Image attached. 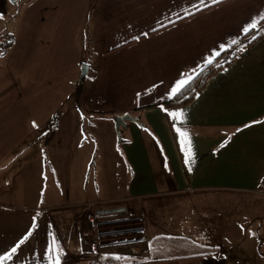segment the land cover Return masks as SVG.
Returning <instances> with one entry per match:
<instances>
[{
	"label": "crops",
	"instance_id": "crops-1",
	"mask_svg": "<svg viewBox=\"0 0 264 264\" xmlns=\"http://www.w3.org/2000/svg\"><path fill=\"white\" fill-rule=\"evenodd\" d=\"M101 9L110 11L106 0L95 8L94 17L100 19L102 26L93 24V31L99 35L89 41L98 59L89 78L92 104L88 111L104 112L103 116L95 114L102 118L124 113L137 118L119 128L125 131L123 138L120 131L118 143L130 178L125 193L118 197L122 203L117 200V205L133 210L143 207L145 211L148 242L141 251L143 263L173 264L181 258L196 256L158 247V242L175 241V236L187 232L194 217L206 226L205 235L209 236L205 246L211 247V253L202 259L208 264H226L229 255L224 247L218 245L214 250L215 232L219 230L214 216L206 222L197 216L196 201L185 197L213 191L257 192L264 176V35L228 67L211 76L186 106L164 110L161 102L170 96L177 81L191 78L207 60H212L263 17L264 0H115L118 13L113 20L114 15L101 16ZM184 46L188 48L185 54L175 51ZM84 80L80 75V81ZM150 103L154 105L145 107ZM178 112L183 117L176 120L171 114ZM189 149L191 157L186 162ZM96 188L97 202L88 197L78 204L71 202L65 189V199L60 197L64 202L57 201L62 192L54 193L47 202L35 206L43 208V212L37 209L31 219H0V256L8 254L24 238L23 232L32 221L34 227H47L40 229L34 239L49 235L51 242L57 230L58 212L64 209L71 214L74 236L84 237L90 249L81 248V243L79 249L68 250L61 244L50 254L46 243L44 250L36 248L46 258L37 255L27 262L25 255L14 253L2 264H48L56 259L57 250L61 264H117L115 254L108 250L95 253L88 243L90 203L95 202L98 207L100 201L115 198L99 196V184ZM200 203L201 208L206 206ZM80 206L87 209L82 212ZM59 231L57 238L63 240L66 233ZM200 237L201 234L193 239ZM25 242L19 248L28 245L29 241ZM149 244L152 245L147 248ZM177 263L181 264V260Z\"/></svg>",
	"mask_w": 264,
	"mask_h": 264
},
{
	"label": "rangeland",
	"instance_id": "rangeland-1",
	"mask_svg": "<svg viewBox=\"0 0 264 264\" xmlns=\"http://www.w3.org/2000/svg\"><path fill=\"white\" fill-rule=\"evenodd\" d=\"M106 1L110 11L105 10L109 7L101 9V16L108 13L114 15L113 20L118 13L115 0ZM99 7L101 0H0V219H31L36 216L32 213L38 209L35 206L47 202L54 193L62 192L57 201L64 202L60 197L65 199V189L70 193V201L76 204L85 197L96 201L99 184V196L107 199L115 195V198L100 201L98 207L116 205L133 212L142 211L146 222L143 207L133 210L117 205V200L122 203L118 197L125 193L130 178V169L118 143L120 131L122 138L125 131L121 128L116 134L115 116L102 118L88 111V105L92 104L89 78L98 59L89 41L99 35L93 31V24L102 26L100 19L94 17L95 8ZM175 51L185 54L188 48ZM85 66L89 68L83 76L86 80L81 82ZM85 118L86 126H83ZM107 124L110 127L106 131ZM256 190L191 193L185 197L196 201L197 216L206 222L214 216L219 229L215 232L214 250L218 245L224 247L229 255L226 264H264V217L261 216L264 189ZM200 202L206 206L201 208ZM8 205L27 208L16 210L6 208ZM80 209L83 212L87 208L80 206ZM38 210L43 212V208ZM57 217V230L51 239L52 243L55 240L56 248L63 244L68 250L79 249L82 243L81 248L90 249L84 237L74 236L76 230L70 226L73 220L68 209L59 211ZM33 223L23 232L24 237L31 232L26 240L28 245L16 252L25 255L27 262L37 255L46 258L36 248L44 250L46 243L51 245L49 235L34 239L40 229L47 227H34ZM205 228L193 217L187 232L175 236V241L158 242V247L166 246L183 254L196 253L179 259L181 264H208L202 259L211 253V247L205 246L209 239ZM59 230L66 233L63 240L57 238ZM89 233L90 230L88 236ZM199 234L200 240H194ZM2 239L0 233V244ZM108 252L115 254L117 264H147L143 263L141 253L134 254L125 247ZM179 260L172 263L180 264ZM48 264H56V259Z\"/></svg>",
	"mask_w": 264,
	"mask_h": 264
},
{
	"label": "built area",
	"instance_id": "built-area-1",
	"mask_svg": "<svg viewBox=\"0 0 264 264\" xmlns=\"http://www.w3.org/2000/svg\"><path fill=\"white\" fill-rule=\"evenodd\" d=\"M90 246L99 253L116 248H128L141 253L147 244V227L142 211H131L124 206L96 207L91 202Z\"/></svg>",
	"mask_w": 264,
	"mask_h": 264
},
{
	"label": "trees",
	"instance_id": "trees-1",
	"mask_svg": "<svg viewBox=\"0 0 264 264\" xmlns=\"http://www.w3.org/2000/svg\"><path fill=\"white\" fill-rule=\"evenodd\" d=\"M264 35V16L259 18L255 27H249L247 31L240 34L233 42L222 49L219 55H216L211 63L203 65L199 71L194 74L187 83L183 86L181 91L175 96H169L162 100L161 107L164 110L183 107L189 104L204 88L208 80L216 72L228 67L233 60L246 48L254 45ZM12 41V39H11ZM154 104H147L145 107H152ZM91 114H105L90 112ZM87 117V116H86ZM120 131V130H119ZM264 176L259 181L257 189H264Z\"/></svg>",
	"mask_w": 264,
	"mask_h": 264
},
{
	"label": "snow or ice",
	"instance_id": "snow-or-ice-1",
	"mask_svg": "<svg viewBox=\"0 0 264 264\" xmlns=\"http://www.w3.org/2000/svg\"><path fill=\"white\" fill-rule=\"evenodd\" d=\"M214 2H216V0H214ZM250 27H255V24H252ZM247 30L248 29H245V31H247ZM216 55H219V53H217ZM211 62H212L211 59L206 61V63H211ZM189 79H190V77H189ZM187 82H188L187 79L177 81L176 84L172 87V89L170 91V94H169L170 97L175 96L177 93H179L181 91V89L183 88V86ZM171 115L176 120L182 119V117H183L182 112L172 113ZM178 131H179V129H178ZM181 135H186V134L181 133ZM225 143H227V141ZM190 157H191V150L189 149L188 152L186 153V162L188 161V159H190ZM30 235H31V232H29L21 241H19V243L15 247H13L8 254H6L5 256H0V264H2V262L5 259H11L12 254L17 252V249L28 239V236H30ZM54 249H55V241H53V243L49 246L50 251H54ZM56 264H60L59 256L56 257Z\"/></svg>",
	"mask_w": 264,
	"mask_h": 264
},
{
	"label": "water",
	"instance_id": "water-1",
	"mask_svg": "<svg viewBox=\"0 0 264 264\" xmlns=\"http://www.w3.org/2000/svg\"><path fill=\"white\" fill-rule=\"evenodd\" d=\"M86 70H87V66H85V68L82 69L81 77H83L85 75ZM126 121L136 122L137 118L134 117L133 115H131L130 113H124V114L115 116L114 124H115L116 134H119L120 126L125 127Z\"/></svg>",
	"mask_w": 264,
	"mask_h": 264
}]
</instances>
